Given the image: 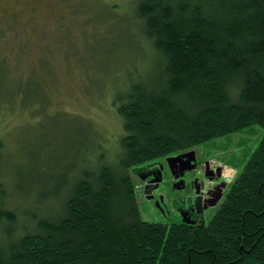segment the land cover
Segmentation results:
<instances>
[{"label": "trees", "instance_id": "obj_1", "mask_svg": "<svg viewBox=\"0 0 264 264\" xmlns=\"http://www.w3.org/2000/svg\"><path fill=\"white\" fill-rule=\"evenodd\" d=\"M136 14L151 62L117 96L120 145L27 156L13 192L0 184V264H264V138L205 226L145 221L131 171L264 128V0H138Z\"/></svg>", "mask_w": 264, "mask_h": 264}, {"label": "rangeland", "instance_id": "obj_2", "mask_svg": "<svg viewBox=\"0 0 264 264\" xmlns=\"http://www.w3.org/2000/svg\"><path fill=\"white\" fill-rule=\"evenodd\" d=\"M137 4L32 0L27 6L24 0H0V184L7 192L16 186L15 171L30 164L27 156L43 144L51 145L49 152L57 159L67 154L77 163L81 141L101 143L106 150L120 145L124 130L117 96L132 79L138 81L151 62L142 60V53L151 55L141 36ZM263 138L264 128L254 125L201 147L224 163L227 174L238 176ZM97 154L94 151L92 158ZM143 167L131 170L142 218L177 224L174 216L158 219L151 210L139 176ZM171 188L166 180L159 193L171 200ZM25 205L29 201L23 198L7 201L13 209Z\"/></svg>", "mask_w": 264, "mask_h": 264}, {"label": "flooded vegetation", "instance_id": "obj_3", "mask_svg": "<svg viewBox=\"0 0 264 264\" xmlns=\"http://www.w3.org/2000/svg\"><path fill=\"white\" fill-rule=\"evenodd\" d=\"M31 1L24 0V3L29 6ZM191 152L195 154L184 157ZM171 157L180 158L176 162L175 173L167 164ZM192 158L194 160L190 161ZM182 174L183 176L177 178V175ZM236 177L227 174L224 163L207 155L201 146L149 163L140 175L144 184V197L157 218L169 219L174 216L179 220L177 224L190 227L206 225L209 215L219 209L227 199ZM166 180L172 187L171 197L174 198L171 200L159 193V188ZM179 182L182 184L181 188L175 189Z\"/></svg>", "mask_w": 264, "mask_h": 264}, {"label": "water", "instance_id": "obj_4", "mask_svg": "<svg viewBox=\"0 0 264 264\" xmlns=\"http://www.w3.org/2000/svg\"><path fill=\"white\" fill-rule=\"evenodd\" d=\"M194 154H195L194 152H191L189 154L184 155V157H186L188 155L189 156L190 155H194ZM178 159H180V158L179 157H171V158L168 159L169 166H170L172 172H174V173H175V165H176V162L178 161ZM193 160H194L193 158L190 159V161H193ZM181 176H183V174L182 175H177V178H180ZM158 181H160V179ZM181 185H182L181 182H179L178 185L175 186V189H180L181 188Z\"/></svg>", "mask_w": 264, "mask_h": 264}, {"label": "bare ground", "instance_id": "obj_5", "mask_svg": "<svg viewBox=\"0 0 264 264\" xmlns=\"http://www.w3.org/2000/svg\"><path fill=\"white\" fill-rule=\"evenodd\" d=\"M167 164H169V163H167ZM169 169H170V167H169ZM163 170V169H162ZM172 171V170H171ZM152 175V174H151ZM175 175V174H174ZM152 176H154L155 177V175H152ZM161 177V176H160ZM162 181V180H161Z\"/></svg>", "mask_w": 264, "mask_h": 264}]
</instances>
